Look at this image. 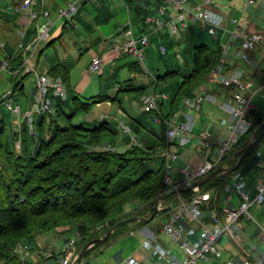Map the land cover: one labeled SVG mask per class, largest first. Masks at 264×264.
<instances>
[{"label": "built area", "instance_id": "obj_1", "mask_svg": "<svg viewBox=\"0 0 264 264\" xmlns=\"http://www.w3.org/2000/svg\"><path fill=\"white\" fill-rule=\"evenodd\" d=\"M164 4L176 11V16L167 23L169 32L179 36L181 31L188 27L187 16L193 22H199L201 27L214 40H218V30L225 28L229 22L233 29L229 32V40L220 45V60L215 63L206 73L203 81L199 84L196 93L192 97L185 96L182 101V111L166 118L159 111V101L166 98L161 92L152 91L140 96L141 110L152 112L155 122L164 124V136L166 146L159 152L164 159L165 172L162 177L159 195H167L178 201L172 207V200L167 205L158 202L160 211L170 208L167 213V220L162 225L160 232L165 233L170 239L176 242L182 253L180 258L170 248L157 243V236H145L141 245L144 248L152 249L163 264H195L199 260L207 261L208 257L219 258L221 252L218 243L229 236L238 242L237 231L240 228L239 221H253L256 224L258 236L264 242V225L258 223L251 216L249 209L252 204H259L264 208V159L256 161L257 171L255 182V194L252 195L247 189L239 171L231 173L228 181L223 185L218 195L215 189L199 191V187L193 188V194L187 199L178 192L179 188L189 185L191 182L202 177L216 168L224 156L247 133L252 125L253 112L257 109L255 97L264 98V69L254 61L248 51L258 46H264V28L248 29V34H242L243 28L236 17H226L224 12L214 9V0H162ZM194 1V2H193ZM82 0H68L65 5L58 9L53 15L50 10L44 8L41 0H22L18 5L12 7V11L18 15L17 23L22 29L30 25L35 27L34 44L31 51L25 56L17 69L23 75H32L34 83L33 100L25 111H20L18 104L12 105L9 99L10 91H0V100L7 110L20 115L15 119V129L20 128L23 121L26 122L29 133L35 134L33 120L35 115L52 112L53 101L67 97V87L61 77L50 75L47 72L38 73L34 68L36 57L34 49L38 44L46 43L50 37V29L53 25V16L62 18L65 26L70 28L73 19L81 7ZM246 5L255 4V0H245ZM164 8L160 6L158 13L162 14ZM146 22L155 23L158 27L162 22L156 17H147ZM246 31V30H245ZM18 34L22 35L18 31ZM122 34L125 37L115 49L121 54L132 55L141 66L144 65V48L148 46L147 34L135 36L129 21L122 24ZM240 38L239 44L234 45L232 41ZM0 48H6V42L0 34ZM23 48L19 41L15 48V54ZM161 53L166 52L164 45L159 46ZM247 66L251 73L258 72L263 80L260 87L254 85V80L248 77L243 66ZM102 69V57L94 55L90 61L88 70L97 73ZM10 71L8 59L0 58V72ZM144 72H148L145 69ZM224 88L221 96L216 95L210 87ZM204 103H210L219 108L222 112L220 120L221 128L217 135H213L208 129L193 133L195 126L194 112L199 111ZM118 126L122 133H129V128L121 119H117ZM189 143L205 147L211 153L197 163H187L182 169L181 181H175L171 176L172 163L178 157L177 147H183ZM19 149V142L15 143ZM77 235V234H76ZM77 239V238H76ZM76 239L68 241L64 255L57 264H72L76 256ZM14 252L24 261L31 253L30 248L21 242L14 246ZM43 254L50 253V247L41 250ZM140 257L130 255L119 261L120 264H140ZM81 264H89L82 261ZM225 264H233L227 261ZM240 264H264V250L254 261L243 260Z\"/></svg>", "mask_w": 264, "mask_h": 264}, {"label": "trees", "instance_id": "obj_2", "mask_svg": "<svg viewBox=\"0 0 264 264\" xmlns=\"http://www.w3.org/2000/svg\"><path fill=\"white\" fill-rule=\"evenodd\" d=\"M33 27L26 42L35 30ZM0 34L2 36L1 30ZM26 45L13 58L6 56L5 50L0 48V58L8 59L15 76L20 74L17 69L27 55ZM219 60L217 41L214 48L204 43L194 45L191 62L184 72L177 67L156 76L157 82H166L177 75L181 77L171 100L170 114L178 108L182 96L202 81ZM67 74L68 69L63 67L55 66L51 70V75L60 76L64 83L67 82ZM19 83V80H14L12 94ZM70 97L69 113L63 109V102L67 99L56 98L52 112L35 115V134L29 133L25 121L19 131L11 129L9 132L5 118L0 117V264H20L22 260L14 252L15 244L25 240L31 243L36 234L53 227L76 225L79 232L76 242L83 241L84 245L90 240L88 235H94L92 238L101 236L110 226L125 218L150 216L155 201L160 197L159 189L165 172L164 159L159 156L166 146L164 127L153 145L141 147L132 144L125 151L118 152L106 147L102 141L103 135L111 131L106 120L91 127L75 120L79 114L89 112L101 97L90 101H82L75 94ZM263 119L264 111L254 113L250 129L218 166L232 165L236 161L237 156L233 157V153L246 144ZM16 142H19L18 150ZM230 175L214 176L202 185L203 189H215L219 195ZM192 194V190L181 193L187 199ZM131 200H139L142 205L109 218L111 210L120 211ZM143 207L147 211L140 214ZM85 220L92 223V229L84 224ZM134 224L142 227L147 223L139 221ZM99 245L101 243L87 249L85 255Z\"/></svg>", "mask_w": 264, "mask_h": 264}, {"label": "crops", "instance_id": "obj_3", "mask_svg": "<svg viewBox=\"0 0 264 264\" xmlns=\"http://www.w3.org/2000/svg\"><path fill=\"white\" fill-rule=\"evenodd\" d=\"M5 1L6 2H4V0H0V30L2 32V36H3L4 41L6 42V48L4 49L5 50L4 54L6 56L9 55L11 58L16 57L17 54H15V48H16L17 43L19 41H21L23 43V45H25V43L27 44L26 45L27 50L25 52H26V54H28L31 51V48L33 47V44H34L33 38L35 35V30L33 31V34L29 38V40H28L29 42L27 41L28 42L27 43L26 38L28 37V34H30L33 26L30 25L26 29H22L21 26L17 23L18 15L12 11V7H14V6L10 5L9 0H5ZM15 1L18 2V4H19L22 0H15ZM67 1L68 0H64L63 4L66 3ZM115 1L118 2V5L116 4L113 7L109 3V0H82L81 7H80L78 13L75 15L77 21H74L75 20V17H74L73 25L71 27H74L75 25L78 24L80 30L82 28H84V29L90 28L91 26L87 22V20L83 18L84 16H87L88 19H90V17H93V18L96 17V19L99 21L100 14H95V12H93L92 9L86 11V14L84 16H82V17L79 16L80 13L83 11V8L85 7L84 5L87 2H91L92 4H95V10L99 11L102 14L101 15L102 18L106 19L105 22H107L110 19H113V21H114V18L118 19V18L123 17L121 10L119 12H117V14H115L113 11H115L116 8H122V9L124 8V9H126V17L125 18L123 17L122 21H124V22L129 21L130 22V26H131L132 31L136 37L141 35V34H147L149 43H150V41H154V42L158 43V51H159L160 44L161 45L164 44L163 41L166 38L171 36V38L174 40L173 45L176 44L174 52L177 53V50H178L177 45H179V42L181 40H183L182 33L185 32V30L181 31L180 37L174 36L169 32L168 27L166 26V23L172 17L176 16V11L173 8L164 4L162 0H115ZM41 2H42V0H41ZM54 3L55 2H53L52 6H47L48 4H46L45 2H44V4H42V3L41 4L44 8H46L50 11L56 10V13H57L60 6H58V5L56 6ZM160 6H162L164 8V11L162 14L158 13V8ZM252 6L254 7V4L246 5L245 0H214V9L215 10H217L219 12H224L226 14V17H228V18L229 17H236L239 19L240 26L243 28L242 34H248L249 31L247 30V28L250 30L251 29H263L264 28L263 26L262 27L258 26L257 23L255 21H253V16H257L259 18H264L263 14L257 8L250 10L249 12L247 11V9L249 7H252ZM251 13H254V14H251ZM147 17L158 18L162 22L161 26L158 27L155 23L146 22L145 19ZM54 19L55 20H54L53 25L51 26V29H50L49 40L46 43L38 44L34 49V55L36 57V60L34 62V68L36 69V71L38 73L47 72L50 75H51V70L55 66H59L60 68L61 67L67 68L68 69L67 82L65 83L67 85L66 86L67 87V97L65 99L68 100V97L70 98L71 94L74 92H75L74 94L77 95L80 99L79 94L83 93L87 89V87L90 84H92V82L94 80L92 75L98 76L99 89H101L103 87V88H106V90H108L112 86V84L116 82L115 78H116V76H119V74L121 72H123V74L130 73L131 76H128L129 78L124 81V82H126V81H131V79L135 75V73L140 70V67H139L140 65L137 63L136 59H133V60L127 59L125 57L126 56L125 54H121L118 51H116V49H115V46L120 45L125 39V37L122 34V25L120 26V23L122 21H120V20H119V22H115V23L113 22V26H117V33H118L117 38H118V40L113 42V41H110L109 39L107 40V38H103L104 39L103 40V48L101 49V51H98V52H94V51L92 52L91 50L86 49L87 54H88V58L84 61V63L80 62L82 59V56H79V57L72 56V54H70V52L63 54L62 56H59V57H54L49 52L44 55V49L46 47L52 45L56 39H60L63 36L65 30L67 29L64 22L60 27L55 29L54 25H55L56 21L60 18L57 17V15H56ZM186 19L188 21L187 22L188 23L187 29L189 28V26H190V30L193 29V26H191V24L189 23L190 18L187 16ZM97 20H93V21H95L94 22L95 24L99 23ZM111 23H112V21H111ZM193 23H198L200 25L199 22H193L192 21V24ZM201 29L204 30L202 27H201ZM232 29H233L232 25L229 22H226L225 28H221L218 30L217 35H218L219 39L216 41L218 42L219 46L222 43H224L230 39L229 38V32ZM18 31L21 32L22 35L18 34ZM239 40H240V38H238L232 42L234 45H237V44H239ZM166 51H167V48H166ZM254 51L257 52V53L255 52V53L258 55L259 59L261 61H264V46H258L254 49ZM74 54H75V52H74ZM94 55H98V56L102 57V67H103V65H106V67H108V68L110 67V68L108 70H102L101 69L97 73L90 72L88 70V67H89L90 61ZM249 56L254 61L259 63V66L261 65V67L264 69V65L260 64V62L257 61L255 58H253L250 54H249ZM73 57H75L77 60H74ZM1 58H2V56H1ZM76 61H79L82 64V68L78 73H76V71L74 70V68L77 65ZM243 67L246 70V72L250 73V74H247V76L251 77L253 80H255L257 87H260L263 84V80L260 77V74L257 71L254 73H251L250 69L245 65ZM10 71H12V70L10 69ZM1 73H2V71L0 72V89H1L0 91H3V90L10 91L11 92L10 93V99L15 100L17 102L16 104H18L19 107L21 105L18 103L17 100L20 98L25 99V104H24V106H25L24 111H25L30 106V104L33 100L34 85H32L30 87V91H27L25 89V84L23 82H20L18 84V88L16 89V91L14 92V94H12V89H9L6 87L5 81H3V76L1 75ZM6 73H8L10 75V78H12L13 80H19L18 76L23 75L22 73H20L19 75L15 76L16 72H11V73L6 72ZM5 75H7V74H5ZM157 75H161V74H157ZM13 76H15V78H13ZM156 76L154 75V78H153L154 79L153 91L161 92V93H164L166 95V98L159 101V104H158L159 111L166 118H171L174 114H179L183 109V107H182L183 98L185 96L192 97L196 93V91L199 87V84L203 81L202 80L199 83H197L191 89V91L188 94L183 95L181 100H180L178 108L170 114L169 112H170L171 100L173 98V94L176 91L179 82L181 81V77L179 75H177L173 78H170L166 82H157ZM31 80H33V79H31ZM21 87H23V88L21 89ZM156 87H159L160 90L157 91ZM112 88L115 92V93L113 92V94H111V93L106 94L105 93L104 95H101V91H100L99 93L91 96V100H96L99 97H101L100 102H97L94 104L95 107H97V109L99 110L98 114H96V115L93 114V115H90L89 117H82V116L78 117L77 116L78 118L76 117L77 119H75L76 122H83L86 126L91 127V126L97 125L98 123H100L103 120L107 121L108 119H111V121H113L115 123L116 128L119 130V134H117L116 130L114 128H113L114 129L113 130L109 125L111 131H108L106 133L107 134L106 136L110 138V141L109 142H103V143L106 147H110V148H112L118 152L125 151L132 144H137L141 147H149V146L153 145L157 141V139H158L157 137L160 134H158L159 132H157L155 130V127H153L151 125V123L148 119L149 117L152 118V115H151L152 113H147V112L142 111L141 105H140V99L137 100V102H136L137 106H136L134 104L135 102L132 100L133 99L132 95H128V93H127V91H129L131 89H142L139 92L141 95L144 93H147V91H143L142 87L134 88L131 85V83H130V85H125V87H122L119 84L116 86V84H114L112 86ZM210 89L212 91H214V93H216V95H218V96H221V94L225 90L224 88H221L218 86L210 87ZM122 91L125 92L126 94L125 93L120 94V92H122ZM120 97H121V99L124 97L127 101H129V105L132 108H134L136 106L137 109L135 110L136 111L135 114L130 116L129 113L126 112V110H124V108L121 106V101H119L117 105H115L112 102L113 100L114 101L119 100ZM67 100L65 102H63V109H64V107H67L70 110V106H69L70 103H69V101L67 103ZM203 106H205L203 114H202V108L199 111L194 112L195 126L193 128V133L196 134L200 130L208 129L209 131H212L213 135L215 136L218 134L219 128H221V125L219 123H220V120H221V117L223 114L219 108L215 107L214 105H212L210 103H204ZM261 106L262 105L257 104V109L254 110L253 115H254V113L256 114V113H261L264 111V107H261ZM87 113H89V112H87ZM144 114L146 116H144ZM118 118L121 119L122 121H123V119H125L124 123L129 128L130 133H122L120 127L118 126V121H117ZM14 120L15 119L12 120V124H11L12 129H14L13 126L15 127ZM159 125H160V131H162L164 124L160 123ZM102 141H105V140H102ZM137 141H138V143H136ZM261 144H262V147H259ZM259 146L257 148H255V150L253 151L254 153L250 154L247 158V160L252 161V168L249 171V173H252V174H250V176H252L253 178L251 179V178H249V176L246 173H242V179L246 183L247 189H249V191L252 195L255 194L254 185L256 182V178H257L256 174H255V171H257L256 161H261L264 159V141H261L259 143ZM194 147H201V146H197L194 143H189L183 147L182 146L177 147L179 157L175 162L172 163L171 172H170L172 179H174L175 181H181V179L183 177V175L181 173V169L187 163L195 164L200 159L204 158L203 156L198 154L197 150L194 149ZM179 174H181V176H182L180 179H178ZM207 190H209V189H207ZM204 191H206V190H204ZM167 203L161 204V205L165 206V205H167ZM254 205H255V203L252 204L251 207ZM256 205H259V204H256ZM259 206L264 210V208L261 205H259ZM134 209H136V208L125 210L124 214L128 213ZM118 216H120V215H118ZM85 221H86V223L84 222V224L87 225L89 223L92 226V223H90L88 220H85ZM257 222L260 223L259 221H257ZM250 224H251V221H247L243 224L242 227L240 226L241 229L240 228L239 229L243 233H245V232H247V227H249ZM260 224L264 225V221H262ZM91 226H88V227L92 229ZM75 227H76V234H77L79 232H78L76 225H75ZM98 227H100V226H98ZM64 231H66V229L61 228L60 226L59 227H53V228H50L49 230H47L45 232L36 234L34 237V240L31 243L22 242L24 245H27L28 248H30L31 254L29 256H27L24 261H21L20 264H57L59 259H61L64 255V251H65L64 249H65L68 241L70 239H72V237H70V235H65L63 233ZM129 232H130V234H134V233L138 232L143 236V238L145 236L156 235V234L150 232L149 230H147L146 226H142L140 228V230H138V231H136L135 229H130ZM159 232H160V230H159ZM46 233H51V234L49 236H45ZM237 236H238V242H236L235 240H233V238H230V237L228 239L221 240L218 243V248L221 252V255L219 258H215V257H212V258L225 260L229 257H232L233 264H240L245 259L254 261L257 258V256L260 255L262 250H264V242L261 241L259 236H258L256 224H255V228L253 229V231L251 233H249L247 237H254L260 244V246L258 248L248 250L246 248V246L244 245L245 244L244 238L238 234H237ZM157 243H159L162 246H165L159 241L158 237H157ZM76 245H77V242H76ZM48 246L50 247V253L49 254H43L41 252V250L43 248L48 247ZM165 247H167V246H165ZM144 250H146L145 252H147L148 255H146V253L143 252ZM76 252H77V249H76ZM120 252L121 251L117 252L114 255V260H115L116 264H120L119 261L121 259H123L121 257ZM130 255L140 257V259H141L140 264H163L164 263L158 257V255L155 252H153L152 249L144 248L141 245V243ZM84 262H86V261H84Z\"/></svg>", "mask_w": 264, "mask_h": 264}, {"label": "rangeland", "instance_id": "obj_4", "mask_svg": "<svg viewBox=\"0 0 264 264\" xmlns=\"http://www.w3.org/2000/svg\"><path fill=\"white\" fill-rule=\"evenodd\" d=\"M9 1H10L11 6H16L18 4V2H16L15 0H9ZM43 1L46 4H48L47 6H52L53 2H55L54 4L56 6L57 5L60 6V8L66 4V3L63 4L64 0H55V1L54 0H42V2H41L42 4H44ZM4 2H6V1L4 0ZM255 2L256 3L254 4V7L253 6L249 7L247 9V11L249 12L250 10L257 8L264 16V0H255ZM109 3L113 7L116 4L118 5V2H116L115 0H109ZM84 6L85 7L83 8V11L80 13L79 16L80 17L84 16L86 14V11L92 9V11L95 12V14H100L99 21L96 19V17L95 18L90 17V19H88L87 16H84L83 18L86 19L87 22L90 24V26H91L90 28H88V29L82 28L80 30L78 24L75 25L74 27H71L70 29L67 28L65 30L63 36L60 39H56L52 45H50L44 49V55L49 52L54 57H59V56H62L63 54L70 52V54H72V56H76V57L82 56V59L80 62L84 63V61L88 58L87 50H91L92 52L93 51L94 52L101 51V49L103 48V40H104L103 38H107V40L109 39L110 41H113V42L118 40V38H117V35H118L117 26H113V22L114 23L119 22V20L122 21L123 20L122 18L126 17V9L116 8L115 11H113V12L115 14H117V12H119L121 10L123 17L118 18V19L114 18V21H113V19H110L107 22H105L106 19L102 18V16H101L102 14L99 11L95 10V4H92L91 2H87ZM50 12L53 15L56 14V10L50 11ZM251 14H254V13H251ZM53 18H55V16H53ZM93 20H97L99 23L95 24L94 23L95 21H93ZM74 21H77L76 17H75ZM111 21H112V23H111ZM253 21H255L258 26L264 27V18H259L257 16H253ZM63 22H64L63 19H61V18L58 19L54 25L55 29L60 27L63 24ZM123 23H124V21H122L120 23V26ZM189 23L191 24V26H193V29L190 30V26H189V28H188L189 30L187 29V30H185V32L182 33L183 40H181L179 42V45H177L178 46L177 47L178 48L177 53L174 52L176 44L173 45L174 40L171 38V36L166 38L163 41L164 44H162V45H164L165 48H167V51L164 53H160L158 51V43H156L154 41H150L149 45L144 48V65L139 66L140 70L135 73V75L132 77L131 81L124 82L126 79L129 78L128 76H131V75H130V73L123 74V72H121L119 74V76H116V78H115L116 82L113 83L112 86L114 84H116V86L119 84L120 86L125 87V85H130V83H131V85L134 88L142 87L143 91H147V93H151L154 89V83H153L154 75L156 76L157 74H164L165 72L174 70L177 67L179 69H181V71H183V72L185 71L187 64H190V62H191L192 49H193L194 45L205 43V44H208L211 48H214L216 46V41L214 40L213 35H210L206 31L202 30L201 26L198 23L192 24L191 19H189ZM254 49L249 50L248 53L253 58H255L257 61H259L260 64L264 65V61H261L259 59L258 55L256 54L257 52L254 51ZM74 52H75V54H74ZM125 57L127 59H130V60L135 59V57H133L132 55H126ZM73 59L77 60L75 57H73ZM76 62H77V65L74 68V70L76 71V73H78L82 68V64L79 61H76ZM109 68L106 67V65H103L102 70H108ZM145 69H148L147 73L144 72ZM5 74H7V75H5ZM1 75L3 76V81H5L6 87L9 89H12L13 84H14V80L12 78H10V75L6 72H2ZM92 77L94 79L92 84H90L83 93L79 94L80 100L90 101L91 96L99 93L100 91H101V95H104L105 93L106 94L107 93L113 94L114 90H113L112 86L108 90H106V88H103V87L101 89H99L98 76L92 75ZM18 79L20 82H23L25 84V89L27 91H30V87L32 85H34L33 80H31V79H33L32 75H26L24 77H22V75H19ZM254 85L257 86L255 80H254ZM140 90H142V89H131V90L127 91L128 95H132V97H133L132 100L135 102L134 103L135 105H136L137 100L140 99V95H141L139 93ZM156 90L159 91L160 88L156 87ZM262 92L264 93V90H262ZM74 93H72V94H74ZM124 93L125 92H123V91L120 92V94H124ZM9 99H10V97H9ZM254 100L258 105L260 104V105H262L261 107H264V98H261L258 95L255 97ZM11 101H12V105L15 106V104L17 102L13 99ZM17 101L21 105L20 111L23 112L25 109V106H24L25 99L20 98ZM68 101H69V103L71 102V97L69 100H67V103H68ZM119 101H121V106L124 108V110H126V112L129 113L130 116L135 114V112H136L135 110L137 109L136 108L137 105L134 108H132L129 105V101H127L124 97L122 99L120 97L119 100H116V101L113 100L112 102L115 105H117ZM204 108H205V106H202V114L204 112ZM64 111L66 113H69L70 110H69V108L64 107ZM98 112H99V110L94 105L92 107V109L89 111V113L79 114L78 117H81V116L82 117H89L90 115L98 114ZM1 116H3L5 118V121L7 123L6 127H7V130H9V132H11V129H12V125H11L12 120L17 119V118L18 119L21 118L20 115H17L16 113L7 110L6 108H4L3 104L0 103V117ZM144 116H146V115L144 114ZM77 118H75V119H77ZM148 119H149L151 125L153 127H155V130L157 132H159L158 134H160V132H161L160 131V125H159L160 123L155 122L153 120V117L152 118L149 117ZM124 120L125 119H123V122H124ZM107 123L110 125V127L112 129L114 128L116 130L117 134H119V130L116 128L115 123L113 121H111V119H108ZM13 128L15 129L16 125H15V127L13 126ZM106 133L102 137V140H105L103 142H109L110 141V138L106 136L107 135ZM136 143H138V141ZM259 147H262V144ZM194 149H196L198 154L203 156V157H207L211 153V150L208 148H205V147H194ZM253 151L250 154L254 153ZM248 156L244 159V161L237 168V171H239L241 173V175H242V173H246L249 176V178L252 179L253 177L250 176V174H252V173H249V171L252 168V161L247 160ZM181 177H182L181 174H179L178 179H180ZM202 185L199 186V189L201 187V189L199 191L205 190V189H203ZM171 200L173 201L172 207L176 206L178 201L171 196L163 198L162 200H160V203L166 204L167 202H169ZM141 205L142 204L139 200L138 201L137 200H133V201L131 200L125 204V206L122 208V210H120V211H118L116 209L111 210L110 214H109V218L111 219V218L117 217L118 215H123L125 210L138 208ZM169 210H170V208H166L165 210L157 211L154 218L152 220H150L149 222H147V224L145 226H146L147 230L156 234L159 241L163 245L169 247L172 252L176 253L180 258H182V253L179 250L176 242H174L172 239H170L165 233L159 232V230L162 228V225L167 220V213ZM146 211H147V208L143 207L139 211V213L140 214L146 213ZM249 212H250L251 216L256 221H259L260 223L262 221H264V210L259 205L255 204L254 206L250 207ZM84 222L86 223V221H84ZM244 223H245L244 219H241L239 221V225L241 227L243 226ZM88 226H91V225L88 223ZM61 228L66 229V231L63 232L65 235H70V237L76 239V227L74 224L61 226ZM140 228H141V225H137V224H130V225L128 224L124 227L120 226V227L116 228L114 230V233L112 235H110L108 237V239L103 241L101 243V245L96 246L93 250H91L88 254H86L84 256L83 260H85L89 264H116L115 260H114V255L119 251H121L120 254H121V257L123 259L127 258L139 246V244L141 243V241L143 239V236L140 233L136 232L134 234H130L129 230L135 229L136 231H138V230H140ZM254 228H255V222L251 221L250 226L247 227V232L243 233L240 230L241 228L237 231V234L244 238V240H245L244 245L246 246V248L248 250L258 248L260 246L259 242L254 237H247L248 234L251 233ZM50 234L51 233H46L45 236H49ZM93 236L94 235H88L87 238H90V240H91ZM228 238H229V236L227 237V239ZM225 239H223V240H225ZM25 241H22V242H25ZM82 244H83V241H78V243L76 245V249L78 252L81 249L80 247L83 246ZM145 251L146 250H144L143 252L146 253V255H148V253ZM226 261H232V257H229L225 260L214 259L212 257H208L207 261L199 260L195 264H225Z\"/></svg>", "mask_w": 264, "mask_h": 264}, {"label": "water", "instance_id": "obj_5", "mask_svg": "<svg viewBox=\"0 0 264 264\" xmlns=\"http://www.w3.org/2000/svg\"><path fill=\"white\" fill-rule=\"evenodd\" d=\"M263 137H264V119L252 131L251 135L249 136L248 140L246 141V144L243 147H241L240 149H237L233 153L232 156L233 157L237 156V159L232 165H220L217 168H215L214 170L208 172L207 174L203 175L202 177L191 182L189 185H186L185 187L179 188L178 192L182 193L184 191L192 190L193 188L199 187L200 185L209 181L214 176H223V175L232 173L233 171H235L240 166V164L243 162V160L258 146V144L261 142ZM166 197H167V195H163V196H160L159 198H157V200L154 203L153 211L150 214V216L143 217V216L136 215V216H131V217L125 218V219L117 222L116 224L110 226L101 236L92 238L91 240L86 242L81 247L79 252L76 253L75 259H74L72 264H81L87 249L105 241L116 228H118L122 225L134 224V223H137L139 221L147 223L150 220H152L154 218V216L156 215L157 211H159L158 202L161 199L166 198Z\"/></svg>", "mask_w": 264, "mask_h": 264}]
</instances>
